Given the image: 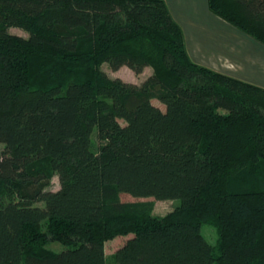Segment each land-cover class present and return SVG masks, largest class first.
Segmentation results:
<instances>
[{
    "label": "trees",
    "instance_id": "1",
    "mask_svg": "<svg viewBox=\"0 0 264 264\" xmlns=\"http://www.w3.org/2000/svg\"><path fill=\"white\" fill-rule=\"evenodd\" d=\"M208 5L264 45V0ZM0 145L18 197L0 204V264H106L129 234L118 264H264V87L196 63L166 0H0ZM121 194L181 203L157 217Z\"/></svg>",
    "mask_w": 264,
    "mask_h": 264
},
{
    "label": "rangeland",
    "instance_id": "2",
    "mask_svg": "<svg viewBox=\"0 0 264 264\" xmlns=\"http://www.w3.org/2000/svg\"><path fill=\"white\" fill-rule=\"evenodd\" d=\"M170 4L169 7L172 6L174 12L172 15L175 16L174 18L178 17L181 21V26L183 25L185 28V33L187 36V41L189 38V44L198 40L199 42L203 43L207 37L211 35L210 39H206L204 42L205 49L204 51H200L199 60L204 61L206 65H214L215 67H219L222 73L228 74L229 76H234L235 78L259 85L264 87V45L254 39L250 38L247 34L241 31L239 28L228 24L227 21L219 17L218 15L212 13L208 6L206 0H178L172 1L169 0ZM171 5V6H170ZM193 9L197 8L198 12L202 10L203 12L198 15V18L203 21V25L208 27L209 33L203 40L200 37L202 35L196 34L195 37H192L191 28L188 27L185 19L181 15L185 9ZM188 13V12H186ZM185 13V14H186ZM184 14V15H185ZM214 19H213V18ZM218 21L224 22L227 26L221 27L218 24ZM223 29V31H221ZM9 31L13 34L21 35L27 37L29 35L28 32L25 30L18 28V27H11ZM223 34L226 36L224 37ZM227 43H224V41ZM246 40H249L248 43ZM230 42V43H228ZM222 45L231 46L232 49H235L243 54V56L239 57L240 55H223L224 49H222ZM238 45L241 46L239 49ZM221 46V48H220ZM209 48H215L217 51L221 49V55L209 51ZM102 69L107 72V74L112 78H121L128 82L134 83H142L149 75L152 74L153 69L151 67H146L144 72L141 74H137L132 71L130 68L124 66L117 71H113L107 63L102 65ZM154 104L164 108V104H162L159 100L153 99ZM92 139H94V146L97 148L98 142L96 139V133L94 132L92 135ZM3 148V145H0V150ZM60 188L59 177L57 174L51 176L49 180V184L47 189L51 190H58ZM121 199L123 201H150L154 203V208L152 210L153 215L157 217H163L171 212H173L178 205L181 203V199H168V200H158L154 197H134L129 194H121ZM18 197L16 194L6 192L4 187L0 185V204L4 206H8L14 203H17ZM39 205H43V203H39ZM201 233L205 237V239L212 245H218L219 233L218 229L215 225L204 222L201 225ZM42 230L46 231V224H43ZM134 235H119L113 239L108 240L105 243V251L107 262L106 264H118L115 259V253L120 249L127 240L132 238ZM65 245L58 241L49 240L46 244V248L52 251H61L63 250ZM217 253L219 252L216 250ZM217 264V262H214Z\"/></svg>",
    "mask_w": 264,
    "mask_h": 264
},
{
    "label": "crops",
    "instance_id": "3",
    "mask_svg": "<svg viewBox=\"0 0 264 264\" xmlns=\"http://www.w3.org/2000/svg\"><path fill=\"white\" fill-rule=\"evenodd\" d=\"M172 1H175V0H172ZM176 1H178V0H176ZM183 1H185V0H183ZM207 1V6H208V8H209V5H208V0H206ZM166 2L168 3V5L170 4L169 2V0H166ZM171 6V5H170ZM170 9L172 10V12H174L173 11V9H172V6L170 7ZM210 10V9H209ZM211 11V10H210ZM186 12H188V13H186ZM203 11L202 10H200L199 12H198V9L197 8H191V9H185L184 10V12H182L181 13V15L183 16V18L185 19V21H186V23H189V24H187L188 25V27H190L191 28V31H192V36H191V38L192 37H195V35L197 34H200V35H202V37H200L201 38V40H203L204 39V37H206L208 34H210L209 33V29H208V27H206V26H204L203 25V21L202 20H200L199 18H198V15L200 14V13H202ZM212 12V11H211ZM186 13V14H185ZM213 13V12H212ZM185 14V15H184ZM176 16V15H175ZM174 16V17H175ZM213 18V17H212ZM214 19V18H213ZM176 20L180 23V24H182L181 23V21H180V19H178V17H176ZM228 23V22H227ZM218 24H220L221 25V27L222 28H224L223 26H227V24H225L224 22H220V21H218ZM228 24H230V23H228ZM182 28H183V30H184V33H185V28H184V26L182 25ZM221 31H223V29H221ZM246 34V33H245ZM223 36L224 37H226L224 34H223ZM249 36V35H248ZM250 37V36H249ZM211 38V35L209 36V37H207L206 39H210ZM250 38H252V37H250ZM185 39H186V44H187V48H188V52H189V54H190V56H191V58L196 62V63H199V64H202V65H204V66H207V67H209V68H211V69H213V70H216V71H219V72H222L221 70H220V68L219 67H215L214 65H211V64H209V65H206L205 63H204V61H200L198 58H199V54H200V51L202 50V51H204V49H205V46H204V42L206 41V39H205V41L203 42V43H201V42H199L198 40H196V39H194L195 41L194 42H192L191 44H189V38H188V41H187V36H186V34H185ZM253 39V38H252ZM224 41V40H223ZM248 43H250V41L249 40H246ZM256 41V40H255ZM224 43H227L226 41H224ZM228 43H230V42H228ZM238 47H239V49H241V46L240 45H238ZM220 48H221V46H220ZM218 49V51L215 49V48H209V51H211V52H215V53H217V54H219V55H221L220 53H221V49ZM222 49H224L223 51H224V54L223 55H236V54H238V55H240L239 57H241V56H243V54L242 53H244V52H242L241 51V53L239 52V51H237V50H235V49H232V45L231 46H226L225 47V45H222ZM245 54V53H244ZM238 55H236V56H238ZM228 75V74H227ZM234 77V76H233Z\"/></svg>",
    "mask_w": 264,
    "mask_h": 264
}]
</instances>
